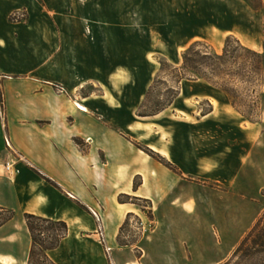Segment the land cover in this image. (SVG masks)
<instances>
[{
    "label": "rangeland",
    "instance_id": "374dc122",
    "mask_svg": "<svg viewBox=\"0 0 264 264\" xmlns=\"http://www.w3.org/2000/svg\"><path fill=\"white\" fill-rule=\"evenodd\" d=\"M84 1L54 0L51 13L66 27L62 34L77 45L80 75L95 79L78 94L92 97L98 117L110 119L114 130L161 163L166 172L162 182H177L168 194L163 185L148 183L149 198L119 196L131 212L120 242L110 250L102 216L95 212L109 263L228 261L264 213V10L246 0ZM18 11L26 16L20 21L27 19V10H17L11 21H18L13 19ZM228 37L225 62L211 60L198 69L210 81L179 85V67L190 45L205 40L222 53ZM240 44L263 55L261 70H255L261 59ZM203 93L217 107L214 115L198 122L214 109L194 98ZM167 105L160 116H141ZM126 123L144 129L132 133ZM150 146L167 150L172 161ZM7 149L12 157L6 163L19 164L21 156L11 146ZM142 183L143 177L136 176L134 190ZM11 212H0V220Z\"/></svg>",
    "mask_w": 264,
    "mask_h": 264
},
{
    "label": "crops",
    "instance_id": "0c3cea01",
    "mask_svg": "<svg viewBox=\"0 0 264 264\" xmlns=\"http://www.w3.org/2000/svg\"><path fill=\"white\" fill-rule=\"evenodd\" d=\"M53 1L0 0L4 105L0 109V212L16 214L0 227V264H29L32 238L25 214L68 224V236L48 253L56 264H110L92 211L102 216L106 242L113 248L131 212L129 203H120L119 196L149 198L145 194L148 183L163 185L168 194L177 182H162L166 172L161 163L114 130L110 119L98 117L91 107L92 97L78 94L95 79L80 75L77 45L67 33L62 34L66 27H60L51 15ZM17 10H27V19L11 21ZM88 21L84 23L91 33ZM63 86L66 93L60 91ZM194 98L214 107L198 122L214 115L217 106L211 95ZM125 127L132 133L144 129L141 124L126 123ZM6 137L14 154L23 159L15 178L4 170L12 157ZM88 138L91 141L86 143ZM75 139L84 141V149ZM150 147L172 161L167 150ZM138 175L143 183L135 191L133 180Z\"/></svg>",
    "mask_w": 264,
    "mask_h": 264
},
{
    "label": "trees",
    "instance_id": "16d2710c",
    "mask_svg": "<svg viewBox=\"0 0 264 264\" xmlns=\"http://www.w3.org/2000/svg\"><path fill=\"white\" fill-rule=\"evenodd\" d=\"M246 1L256 10H264V0ZM229 40L230 37L227 38L222 53H219L211 44H209L205 40L196 41L192 45H190L188 49L183 53V61L181 66L179 67V85L184 80L199 81L205 79L207 81H210V78H208L206 75L202 76V74L198 72V69L203 65L207 66V62L211 60H216L223 64L225 62V58L229 53ZM240 45L245 52L253 54L261 59L258 67H255V70H261L259 66L263 63V55L254 52L253 50L243 46L242 44ZM220 74L224 73L221 72ZM170 106L171 105L164 106L162 109H158L153 112H147L142 114L141 116H156L164 110L168 109ZM211 111L212 110H210V112ZM75 142L82 148L83 142L80 139H75ZM123 197L129 198L130 196L121 195V198ZM14 217L15 212L12 211L10 217L5 220H0V227H2L8 221L12 220ZM24 217L27 228L32 238L29 264H56L49 257L48 253L52 250L57 249L61 245V242L68 236V224L65 221H56L34 214H25ZM125 225H127V221L121 228L120 235L118 237L119 242L121 238V232H123ZM222 264H264V213L257 219L255 225L234 251L232 257Z\"/></svg>",
    "mask_w": 264,
    "mask_h": 264
},
{
    "label": "built area",
    "instance_id": "2783aa9c",
    "mask_svg": "<svg viewBox=\"0 0 264 264\" xmlns=\"http://www.w3.org/2000/svg\"><path fill=\"white\" fill-rule=\"evenodd\" d=\"M25 17H26L25 14L22 13V12H19V11L13 14V19H16L18 21L20 19H24ZM64 90H65L64 88H61L60 89L61 92H63ZM5 141H6L7 147H8V145L11 146L10 145V142H9V140L7 138H6ZM19 160L21 161L23 159L20 157ZM17 166H18V162L16 163V162H13L12 161V162L6 163V165H5L4 168H5L6 173L9 176H16L20 172V169ZM93 214H94L96 220L98 221V223L100 224V217H99V215H97V213H95V212H93ZM100 229H101L100 232H102V228L101 227H99V230ZM109 250H110V248H109Z\"/></svg>",
    "mask_w": 264,
    "mask_h": 264
},
{
    "label": "bare ground",
    "instance_id": "6f19581e",
    "mask_svg": "<svg viewBox=\"0 0 264 264\" xmlns=\"http://www.w3.org/2000/svg\"><path fill=\"white\" fill-rule=\"evenodd\" d=\"M77 106V108H79L81 111H86L87 112V108H85V107H82V106H80V105H76Z\"/></svg>",
    "mask_w": 264,
    "mask_h": 264
}]
</instances>
